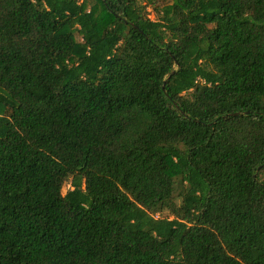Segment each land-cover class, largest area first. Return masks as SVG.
I'll return each instance as SVG.
<instances>
[{
	"label": "trees",
	"instance_id": "obj_1",
	"mask_svg": "<svg viewBox=\"0 0 264 264\" xmlns=\"http://www.w3.org/2000/svg\"><path fill=\"white\" fill-rule=\"evenodd\" d=\"M0 264H264V0H0Z\"/></svg>",
	"mask_w": 264,
	"mask_h": 264
},
{
	"label": "rangeland",
	"instance_id": "obj_2",
	"mask_svg": "<svg viewBox=\"0 0 264 264\" xmlns=\"http://www.w3.org/2000/svg\"><path fill=\"white\" fill-rule=\"evenodd\" d=\"M148 12H149V18H151L152 20H155L156 17L154 15V13L150 9H148ZM67 182H68V184H67L66 188H70V178L69 177L67 179Z\"/></svg>",
	"mask_w": 264,
	"mask_h": 264
}]
</instances>
